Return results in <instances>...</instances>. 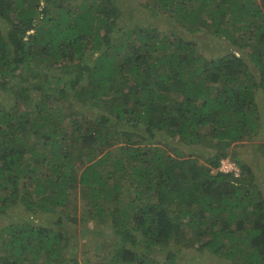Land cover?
Wrapping results in <instances>:
<instances>
[{
    "label": "trees",
    "instance_id": "16d2710c",
    "mask_svg": "<svg viewBox=\"0 0 264 264\" xmlns=\"http://www.w3.org/2000/svg\"><path fill=\"white\" fill-rule=\"evenodd\" d=\"M133 1L0 0V264H194L193 234L264 264V191L218 169L253 139L264 158V0Z\"/></svg>",
    "mask_w": 264,
    "mask_h": 264
},
{
    "label": "rangeland",
    "instance_id": "374dc122",
    "mask_svg": "<svg viewBox=\"0 0 264 264\" xmlns=\"http://www.w3.org/2000/svg\"><path fill=\"white\" fill-rule=\"evenodd\" d=\"M65 1L69 2L72 6H75V5L80 4L82 0H65ZM118 1L121 4L120 7H121V9L124 10V12H125V10H128V12H129L130 7L134 4L140 5L136 2H134L133 0H118ZM137 9H138V11H137L135 17H132V19L130 17H128V18H130V21H132V22L134 19H136L135 21H139L138 26L142 25V24H144V22L146 23L148 21L152 22L150 26L157 25L156 24L157 22L160 23V24H158V26H161V25H164L165 27L169 26L167 17L162 16L159 19L158 18L153 19V18H150L149 12L147 10L143 11V9H141L140 7H137ZM128 12H125V13L128 15L129 14ZM198 36H199V39L201 38L202 41H204V40L208 41V40L212 39L214 41L219 42L218 40L214 39L213 37H211L209 35H205V34L200 33V34H198ZM219 44H221V42H219ZM221 51H222V49L220 48V46L211 47V52L208 51L207 54H212L214 56H217V54L221 53ZM214 58L215 57H213V59ZM250 69L254 71V69L251 66H250ZM72 96L73 95L65 96V100L71 101V104L73 105V111L75 113H78V117L82 116V114H83L82 109L87 107V106L85 104H83L82 102L78 101V99H75L77 97H72ZM5 103H6V101H5ZM63 107H65V105H63ZM251 141L252 142L248 143V144L241 143V144L232 145L230 147H224V149H222V150H224V152H227L229 154V157L226 158L225 160H230L231 156H232V157H236L237 160L239 161V163L246 165V166H249V168L252 170L254 180L256 181V183L258 184L260 189L264 191V158L262 157V155H260V153L254 147V145H257L256 144L257 140L253 139ZM172 144H173V142H172ZM210 152H211V150L209 147V149L207 148L206 154H209ZM216 152L217 151H215L213 149L210 155L215 154ZM73 153L78 157L77 161L79 163V161H80L79 160L80 150L78 149V147L76 145L73 147ZM203 160H200V161H203ZM230 161L232 162V160H230ZM80 166L77 165V168H79L78 174L81 172L82 168H84V165H80ZM236 170L239 171V168H237ZM234 178H235V176H234ZM234 178H232V180H234ZM236 178L237 179L240 178L239 173H237ZM242 183L247 184V180L242 181ZM77 202L78 203L75 204V205H77L76 206L77 209L73 208L74 204L72 202H67V211H66L68 213H71V216L74 215L75 218L77 219V221L79 223V224H76L77 230L81 226L88 227V228H90V230H94L95 228H97L98 225L96 222V218L92 217L94 215V212L92 211V207H90V206L81 207L80 198ZM82 220H84L86 223L80 224ZM1 222L2 221H0V223ZM231 227L234 229V224ZM245 227H249V224H245ZM217 229H218V227H217ZM197 231L198 230H196L195 232H197ZM75 239H77L78 244H81L82 238L80 237V234L77 233ZM203 240H204V237L199 236V235L193 234V235L189 236V239H188L189 247L185 248V250H183L184 254L182 255V257H183L182 259L184 262L187 259H189V258H185V257L193 256L192 260H193L194 264H231L230 260L220 259V257L214 256L207 251H204L203 253L200 254L198 252L197 247L199 246V244ZM81 245H79V246L82 247ZM85 251L89 252L88 255L83 256L82 251L80 249L78 251L80 256L78 257V255H77V257L78 258H89L92 255H94V250H92L89 247L86 248ZM221 258H225V257H221Z\"/></svg>",
    "mask_w": 264,
    "mask_h": 264
},
{
    "label": "clouds",
    "instance_id": "9594fccd",
    "mask_svg": "<svg viewBox=\"0 0 264 264\" xmlns=\"http://www.w3.org/2000/svg\"><path fill=\"white\" fill-rule=\"evenodd\" d=\"M247 144V143H246ZM222 162H225V164H228V165H230L232 168H233V171H236L237 173H239V171L238 170H236L237 168H239L234 162H231L230 160H225V159H222L221 160V163ZM221 163H220V165H219V167L221 168ZM235 167V168H234ZM220 168H218V169H220ZM221 170V169H220ZM233 171L232 172H229V173H232V175L233 176H235L234 175V173H233ZM221 172L222 173H224V174H228V173H226V172H223L222 170H221ZM236 177V176H235Z\"/></svg>",
    "mask_w": 264,
    "mask_h": 264
},
{
    "label": "built area",
    "instance_id": "2783aa9c",
    "mask_svg": "<svg viewBox=\"0 0 264 264\" xmlns=\"http://www.w3.org/2000/svg\"><path fill=\"white\" fill-rule=\"evenodd\" d=\"M221 170L223 172L229 173V172L233 171V168L230 165L225 164V162H222L221 163ZM233 173H234L235 176H237V172L236 171H233Z\"/></svg>",
    "mask_w": 264,
    "mask_h": 264
}]
</instances>
